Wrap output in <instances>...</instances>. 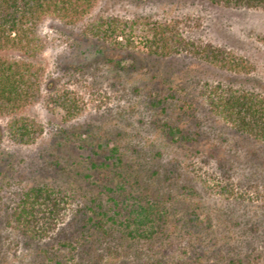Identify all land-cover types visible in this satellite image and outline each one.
Instances as JSON below:
<instances>
[{
	"label": "rangeland",
	"instance_id": "rangeland-1",
	"mask_svg": "<svg viewBox=\"0 0 264 264\" xmlns=\"http://www.w3.org/2000/svg\"><path fill=\"white\" fill-rule=\"evenodd\" d=\"M105 21L119 46L92 29ZM37 34L41 97L15 116L43 134L19 144L0 116V264H264V144L211 104L231 89L264 97V8L98 0ZM213 51L247 69L212 64ZM37 189L60 202L36 205L26 229L17 212ZM132 196L169 209L151 241L127 236Z\"/></svg>",
	"mask_w": 264,
	"mask_h": 264
},
{
	"label": "trees",
	"instance_id": "trees-1",
	"mask_svg": "<svg viewBox=\"0 0 264 264\" xmlns=\"http://www.w3.org/2000/svg\"><path fill=\"white\" fill-rule=\"evenodd\" d=\"M97 1L0 0V116L7 114L13 116L7 124L8 135L13 141L24 145L33 144L44 131L39 122L15 116L41 97V77L36 63L33 62L43 47L41 38L37 34L38 24L44 18L52 17L65 24L75 25L91 13ZM207 1L215 5L264 8V0ZM101 23L104 25L101 26L99 23L98 29L96 26L92 28L94 32L119 46L115 23L109 21ZM151 44L156 50L161 48L156 41H152ZM163 45L168 44L164 41ZM9 52L18 53L20 58H9ZM203 56L212 64L223 69H231L235 73L247 69V65L243 62L231 60L230 63L219 52H207ZM224 93L221 91L216 98L211 99L217 114L230 123L237 133L264 144V97L243 90L231 89ZM118 162L122 163L121 158ZM141 197L143 196H132L139 210L130 211L127 219H133L137 227L128 230L127 236L132 240L151 241L166 224L169 209L162 207L153 196H147L144 205L140 201ZM27 199L31 203L17 212L19 221L21 219L25 221L26 229H30L35 222L32 211L36 205L42 203V206L53 214L60 202L47 189L32 190ZM135 213L137 215L134 218ZM103 215L107 213L104 212ZM110 219L113 221V218ZM145 225L147 228L142 230L141 227ZM62 245L65 247V244Z\"/></svg>",
	"mask_w": 264,
	"mask_h": 264
}]
</instances>
